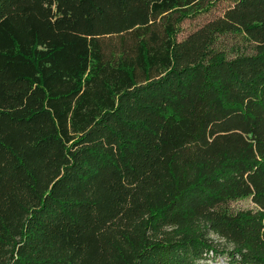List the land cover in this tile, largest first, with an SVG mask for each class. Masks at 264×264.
<instances>
[{
    "label": "trees",
    "instance_id": "16d2710c",
    "mask_svg": "<svg viewBox=\"0 0 264 264\" xmlns=\"http://www.w3.org/2000/svg\"><path fill=\"white\" fill-rule=\"evenodd\" d=\"M212 1L0 0V264H264V0L177 41Z\"/></svg>",
    "mask_w": 264,
    "mask_h": 264
},
{
    "label": "rangeland",
    "instance_id": "374dc122",
    "mask_svg": "<svg viewBox=\"0 0 264 264\" xmlns=\"http://www.w3.org/2000/svg\"><path fill=\"white\" fill-rule=\"evenodd\" d=\"M231 5L229 0H216L210 3V8L201 11L200 13L192 16L190 18L184 19L179 25V33L176 35V40L179 41L187 36L189 33L193 32L197 28L201 27L207 21L213 20L218 18L222 15L226 8ZM230 206L234 210H241V209H250L253 208L252 204L247 199H241L230 203ZM210 240L216 245L218 250H224L229 246L225 244L221 239L210 235ZM224 256H218L214 259H210L207 261L208 264H224Z\"/></svg>",
    "mask_w": 264,
    "mask_h": 264
}]
</instances>
